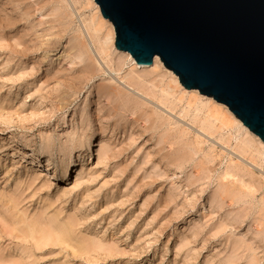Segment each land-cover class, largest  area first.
<instances>
[{"label": "rangeland", "instance_id": "obj_1", "mask_svg": "<svg viewBox=\"0 0 264 264\" xmlns=\"http://www.w3.org/2000/svg\"><path fill=\"white\" fill-rule=\"evenodd\" d=\"M111 26L94 0H0V264H264L255 135L163 62L136 67ZM75 146L49 179L15 154L65 166Z\"/></svg>", "mask_w": 264, "mask_h": 264}, {"label": "water", "instance_id": "obj_2", "mask_svg": "<svg viewBox=\"0 0 264 264\" xmlns=\"http://www.w3.org/2000/svg\"><path fill=\"white\" fill-rule=\"evenodd\" d=\"M94 1L117 50L140 66L158 56L264 142V0Z\"/></svg>", "mask_w": 264, "mask_h": 264}, {"label": "bare ground", "instance_id": "obj_3", "mask_svg": "<svg viewBox=\"0 0 264 264\" xmlns=\"http://www.w3.org/2000/svg\"><path fill=\"white\" fill-rule=\"evenodd\" d=\"M96 25L103 26V23L101 21L96 22V20L93 17L88 22V27L86 28V32H87L88 36L90 37V40H92V39H91V36H90L88 30H91L92 29L93 31H95ZM113 30L114 29H113V25H112L111 26V33L108 35V38L106 39L105 43L106 42H109L111 44V46H113V42H114V48H115V34H114L115 31H113ZM82 37H84V39H85V35H83ZM85 47H87V43L86 44H84L82 42H80L78 44L76 43V47H75L74 53H71V54L68 55V58H69L71 64H80V63H83L84 64V60H85V58H87V49ZM98 52L99 53H102L103 52L102 46L99 48V51ZM121 52L122 53H126L128 57L129 56L131 57V55L128 52H123V51H121ZM131 58L133 59V57H131ZM133 61L135 62L134 59H133ZM137 65L138 64L135 63V66L136 67H137ZM160 67H162V63L159 60V57L158 56H154L153 57V61H152V64L151 65H148V66H140V68L144 69L143 72H150V71L155 70V69L160 68ZM133 78L139 79L140 78V75L139 74H134ZM174 81L176 83L177 82V79L174 78ZM196 91H198V90H196ZM189 95H190L189 96V100H193L197 104H199L200 106L206 107V113H207L206 114V117H205L206 120H211L214 124H217V125L219 124V125H223L224 126V124L226 122L225 121L226 119L222 115V112L221 111L216 110L214 108V106H212L213 104H211L210 102L203 103L202 100H200L196 96V94H189ZM209 98H212V97H209ZM224 109L227 112V114L230 115V117L232 119H234L235 115H233L232 112L229 109H228L229 111L225 107H224ZM236 119H234V120H236ZM237 120L239 121V122L236 121L237 122V125L240 126L241 128H243L246 133H249L248 132L249 129L247 127H244V125H241L242 122L239 119H237ZM253 135H255V134L253 133ZM254 138H256V141H258V145H260L262 147V151H260V150L258 151L259 155H261V156L263 155L264 156V142L257 135H255ZM73 150L75 152H79V151L82 150V148L80 146H75L74 148H71L70 150H68L64 154L63 159L66 160V163H67V165H65V166L53 165L49 159L46 160L45 166H41L39 164V158L42 157V155L41 154L34 153V152L27 151V150H22V149L21 150H18L17 149V151L15 152V154L16 153L19 154L20 159H19L18 163L25 166V168H26V176L29 177L32 174V172H34L35 174H34V177L33 178H36V180H37L39 178H45V177L49 179V176L51 174H53V173H56V172H59L61 174L67 173L69 171V169L72 167V165L74 164V161H75V159H74L75 157H74ZM248 150H250L249 144L248 145L247 144L244 145L243 151L247 152ZM33 180L35 181V179H33ZM44 182L46 183L45 179H44ZM44 182H43L42 186L45 185ZM32 183H29V185H31ZM46 186L47 185H45V187ZM64 193H66V192H64Z\"/></svg>", "mask_w": 264, "mask_h": 264}]
</instances>
